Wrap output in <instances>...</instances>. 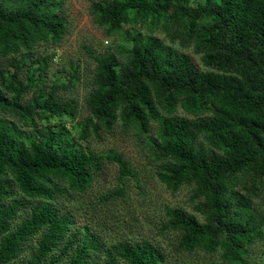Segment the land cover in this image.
Returning a JSON list of instances; mask_svg holds the SVG:
<instances>
[{"label":"trees","instance_id":"trees-1","mask_svg":"<svg viewBox=\"0 0 264 264\" xmlns=\"http://www.w3.org/2000/svg\"><path fill=\"white\" fill-rule=\"evenodd\" d=\"M61 8L62 0H0V264H173L158 243L107 244L75 224L71 203L104 162L116 164L119 186L99 200L126 197L134 173L125 158L80 144L116 124L146 138L167 190L190 192L192 212L164 209L175 252L203 251L220 264H248L255 247L264 253V0L92 2L107 36L133 31L117 54H90L88 116L70 129L64 120L73 122L78 104L57 92L77 70L50 85L55 54L38 53L65 36ZM156 31L191 48L202 69Z\"/></svg>","mask_w":264,"mask_h":264},{"label":"rangeland","instance_id":"rangeland-1","mask_svg":"<svg viewBox=\"0 0 264 264\" xmlns=\"http://www.w3.org/2000/svg\"><path fill=\"white\" fill-rule=\"evenodd\" d=\"M100 0H62L60 12L65 18L66 34L57 45L44 44L38 47V53L55 54L49 63L46 82L50 85L56 81H67L77 70V80L66 90L57 92L63 99H73L78 104V114L71 122L64 120L67 129L88 114L84 107V100L92 88V77L95 63L90 54H100L112 51L115 54L118 45H125L122 35L131 34L133 28L124 26L121 35L107 36L104 29L93 20L89 8L92 2ZM142 34L147 35L144 29ZM149 35V34H148ZM164 45L191 57L192 61L202 69L199 56L191 48H181L178 42L171 43L159 31L152 33ZM180 116L191 117L178 109ZM54 122V121H52ZM83 147L105 154L113 151L121 154L129 163L134 176L124 180L125 198L101 201L99 198L119 186L117 182V166L111 162H104L100 177L92 188L79 199L71 203L75 209L76 226L87 225L97 232L107 244L116 243L122 239L133 241L148 240L158 243L167 249L172 256L173 264H220L216 256H210L203 251L184 254L175 252L176 234L163 231L166 207H179L186 212H192L188 188L177 192H170L157 177V165L150 154L146 138L138 135L132 129H125L122 125H114L110 131H100L99 137L91 136L87 141H80ZM27 256L23 254L22 259ZM248 264H264V253L260 247H255Z\"/></svg>","mask_w":264,"mask_h":264}]
</instances>
